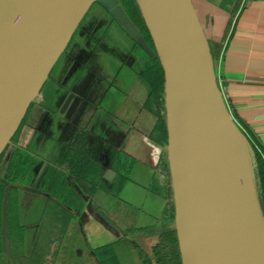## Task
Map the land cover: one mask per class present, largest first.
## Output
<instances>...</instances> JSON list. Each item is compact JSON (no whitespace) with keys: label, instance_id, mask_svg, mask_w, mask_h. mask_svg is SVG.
I'll return each instance as SVG.
<instances>
[{"label":"crops","instance_id":"0c3cea01","mask_svg":"<svg viewBox=\"0 0 264 264\" xmlns=\"http://www.w3.org/2000/svg\"><path fill=\"white\" fill-rule=\"evenodd\" d=\"M192 1L226 106L259 165L264 0ZM156 56L104 5L90 10L15 147L0 159L5 264H125L128 253L137 254L136 264L147 263L142 246L158 238L171 211L150 147L164 136L154 104Z\"/></svg>","mask_w":264,"mask_h":264},{"label":"water","instance_id":"95a60500","mask_svg":"<svg viewBox=\"0 0 264 264\" xmlns=\"http://www.w3.org/2000/svg\"><path fill=\"white\" fill-rule=\"evenodd\" d=\"M146 1L152 24L148 23V27L156 51L119 0H0V159L76 31L90 10L101 3L145 51L158 55L165 72L168 158L187 264L188 240L184 238L183 222L188 200L190 232L215 264H264V212L256 181L258 165L218 86L212 49L193 1ZM190 115L204 137L211 130L220 129L228 149L238 186L234 200L240 219L237 238L241 247L237 254L210 224L203 202L192 195Z\"/></svg>","mask_w":264,"mask_h":264},{"label":"bare ground","instance_id":"6f19581e","mask_svg":"<svg viewBox=\"0 0 264 264\" xmlns=\"http://www.w3.org/2000/svg\"><path fill=\"white\" fill-rule=\"evenodd\" d=\"M137 1H139L149 30L148 23L151 24V19L147 1ZM189 127L190 135L193 134L189 147L191 156L189 181L192 195L203 202L210 224L220 231L219 233L223 236L221 238L227 244L230 242L229 244L235 248L234 252L236 253V250L241 247L237 238L240 219L234 200L238 186L235 185L237 181H235L234 169L230 158H228L229 153L224 140H222L221 130L215 128L208 132L207 137H204V133L199 130L193 115H190ZM190 216L188 200L183 222L184 238L188 240V264H215V260L207 257L199 242L191 234Z\"/></svg>","mask_w":264,"mask_h":264},{"label":"rangeland","instance_id":"374dc122","mask_svg":"<svg viewBox=\"0 0 264 264\" xmlns=\"http://www.w3.org/2000/svg\"><path fill=\"white\" fill-rule=\"evenodd\" d=\"M119 2L120 5L124 8L130 20L150 40L153 50L156 51L153 37L151 36V33L147 28L138 1L119 0ZM158 59L160 61L159 57ZM162 77L161 79L159 78L158 81L154 82V104H156V106L158 107V111L159 110L161 111L162 118L166 121V125H165L166 139L163 141V145H159L163 150V160L161 166L158 169L159 171L158 174H159L160 186L162 187L164 194L166 195L171 211H170V215L167 216V219L162 223V225L157 231L158 238L155 241H153L149 246L143 244L141 249L142 252L141 256L144 260H146L147 263L145 264H187L185 248L180 239L179 229L177 225L173 182H172L171 170H170L169 158H168V130H167V114H166L165 73L164 76ZM11 147H15V144L13 143ZM258 196L261 202V206L263 208V204L261 200V188L259 189V186H258ZM158 244L161 247L156 249L155 247L158 246ZM4 257H5L4 250L3 248H1L0 264H5ZM136 257L137 254L134 255L133 253H128L126 255L127 261L125 264H136V262H134Z\"/></svg>","mask_w":264,"mask_h":264},{"label":"trees","instance_id":"16d2710c","mask_svg":"<svg viewBox=\"0 0 264 264\" xmlns=\"http://www.w3.org/2000/svg\"><path fill=\"white\" fill-rule=\"evenodd\" d=\"M155 63H156L157 69H155V71H154V78H155L154 81H158L159 78L161 79V77L164 76V70L161 67L160 61H159L157 56L155 58ZM162 123H163V130H164L163 135L164 136H163V139L161 141L162 143L156 142V144H158V145H163V141L166 139V133H165L166 121L164 119H162ZM258 162H259V165H258V169H257V173H256V181L258 182L259 189L261 188V200H262L263 210H264V160H262V158L258 157ZM160 247L161 246L158 244V246H156L155 248L158 249Z\"/></svg>","mask_w":264,"mask_h":264},{"label":"built area","instance_id":"2783aa9c","mask_svg":"<svg viewBox=\"0 0 264 264\" xmlns=\"http://www.w3.org/2000/svg\"><path fill=\"white\" fill-rule=\"evenodd\" d=\"M150 147H151L152 160L154 162V165H155L156 169L158 170L159 167L162 164L163 150H162V148L159 145H157L155 143H150Z\"/></svg>","mask_w":264,"mask_h":264},{"label":"flooded vegetation","instance_id":"af4514ba","mask_svg":"<svg viewBox=\"0 0 264 264\" xmlns=\"http://www.w3.org/2000/svg\"><path fill=\"white\" fill-rule=\"evenodd\" d=\"M134 25H135V24H134ZM140 31H141V30H140ZM142 34H143V33H142ZM143 36H144L145 38H147L145 35H143ZM147 39H148V38H147ZM148 40H149V39H148ZM150 44H151V43H150ZM13 141H14V140H13ZM12 144H13V142L10 144V146L8 147V149L12 146ZM8 149H7V150H8ZM7 150H6V151H7ZM5 153H6V152H5ZM5 153H4V154H5Z\"/></svg>","mask_w":264,"mask_h":264}]
</instances>
